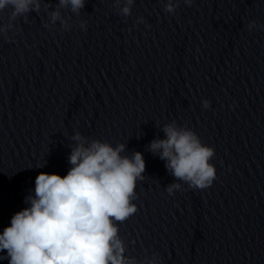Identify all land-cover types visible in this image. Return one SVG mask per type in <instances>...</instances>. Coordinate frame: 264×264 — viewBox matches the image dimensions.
I'll use <instances>...</instances> for the list:
<instances>
[{"label": "clouds", "instance_id": "1", "mask_svg": "<svg viewBox=\"0 0 264 264\" xmlns=\"http://www.w3.org/2000/svg\"><path fill=\"white\" fill-rule=\"evenodd\" d=\"M86 0H59V8L79 14ZM191 5L193 0H184ZM121 4L123 6L121 7ZM134 0H114L119 14L127 17ZM177 3L167 0L165 12L174 13ZM11 8L9 23L0 26V34L13 28L12 21L39 13L41 0H0V11ZM69 29L59 9L50 14V23ZM143 17L137 23H143ZM81 28L86 29L84 22ZM249 31L264 28L255 21ZM203 108L210 107L203 100ZM235 106V105H233ZM164 138L153 139L149 150L165 161L175 181L166 187L169 195L182 190V183L193 189H206L216 176L210 163L215 149L203 144L199 136L176 121L163 125ZM75 146L68 157L71 168L66 176L41 172L35 180V195L28 196L30 207L15 213L10 226L0 234V252L6 250L9 264H158L160 257L138 261L126 255L124 240L117 222H124L137 212L135 189L144 179L146 164L139 151L122 155L125 144L113 147L100 140L89 141L76 132Z\"/></svg>", "mask_w": 264, "mask_h": 264}]
</instances>
